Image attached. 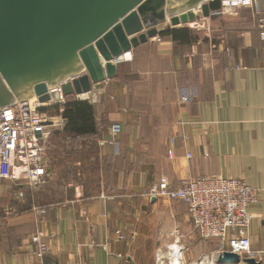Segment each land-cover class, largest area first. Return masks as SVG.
I'll return each instance as SVG.
<instances>
[{
  "label": "crops",
  "instance_id": "crops-1",
  "mask_svg": "<svg viewBox=\"0 0 264 264\" xmlns=\"http://www.w3.org/2000/svg\"><path fill=\"white\" fill-rule=\"evenodd\" d=\"M258 19L246 8L226 17L198 14L194 23L140 44L117 65L115 78L81 97L94 109L92 156L54 154L55 143L70 148L63 118L62 131L45 137L47 177L59 173L60 196L40 199L54 195L48 179L33 187L0 179V264H215L222 242L202 240L182 202L149 191L162 181L172 189L181 180L219 175L258 191L248 207L249 240L251 258L264 264ZM177 30L185 33L179 40L171 35ZM113 127L116 141L100 146ZM37 234L47 245L43 257L34 253Z\"/></svg>",
  "mask_w": 264,
  "mask_h": 264
},
{
  "label": "water",
  "instance_id": "water-1",
  "mask_svg": "<svg viewBox=\"0 0 264 264\" xmlns=\"http://www.w3.org/2000/svg\"><path fill=\"white\" fill-rule=\"evenodd\" d=\"M221 0H0V109L37 98L88 100L125 54L164 31L208 18ZM264 12V0H256ZM165 26V28H162ZM88 96V99H82ZM51 117L43 133L62 131ZM215 264H260L228 251Z\"/></svg>",
  "mask_w": 264,
  "mask_h": 264
},
{
  "label": "built area",
  "instance_id": "built-area-1",
  "mask_svg": "<svg viewBox=\"0 0 264 264\" xmlns=\"http://www.w3.org/2000/svg\"><path fill=\"white\" fill-rule=\"evenodd\" d=\"M255 5L256 0H221L220 8L211 12L208 18L226 17L245 8L250 9L259 18L257 25L260 38L264 40V17ZM50 108H53L50 103L42 104L37 98H32L0 109V179L12 182L24 179L28 187L45 181L49 174L43 157L47 146L45 137L49 133H43V129L53 117ZM118 132V128L113 127L109 137L99 139L98 144H113ZM168 155H172L171 150ZM176 186L171 189L162 181L150 189L149 196L182 202L192 228L200 238L222 242L219 254L228 251L238 254L240 258L253 256L250 252L249 227L254 215L248 212V207L257 201V190L250 188L242 179L232 180L220 175L181 180ZM32 241L35 244L34 253L43 257L47 245L42 235L37 234Z\"/></svg>",
  "mask_w": 264,
  "mask_h": 264
},
{
  "label": "trees",
  "instance_id": "trees-1",
  "mask_svg": "<svg viewBox=\"0 0 264 264\" xmlns=\"http://www.w3.org/2000/svg\"><path fill=\"white\" fill-rule=\"evenodd\" d=\"M171 35L176 39L179 40L181 37L185 35L184 30L183 31H172ZM62 118L65 120V128L62 132L66 136L71 138L68 142L70 143V148L68 151L64 150V154L69 155L70 157L77 158L79 160L85 159L84 156H92V154L95 151V147L93 142L91 141V138L94 134H96V125L94 121V109L91 105H89L86 101H74V102H67L64 104V111L62 113ZM59 134V133H55ZM79 138H76V137ZM60 140V139H59ZM66 141V140H65ZM80 142L84 143L87 142V145L85 147H82V149L79 148ZM60 144V143H59ZM63 145L61 144V147ZM56 156L59 155L58 152L54 153ZM72 158V159H73ZM29 189V188H27ZM48 191H51V189H47ZM29 191V190H28ZM47 191V192H48ZM29 193H27L28 195ZM47 195L40 196L41 198H44ZM49 196V195H48ZM53 199H47L43 201L51 202Z\"/></svg>",
  "mask_w": 264,
  "mask_h": 264
},
{
  "label": "rangeland",
  "instance_id": "rangeland-1",
  "mask_svg": "<svg viewBox=\"0 0 264 264\" xmlns=\"http://www.w3.org/2000/svg\"><path fill=\"white\" fill-rule=\"evenodd\" d=\"M80 98H78L77 96H73V97H67L65 98L60 104L59 106H56V107H53V108H50V113L53 115H57V116H60L62 114V112L64 111V104H66L67 102H74V101H77L79 100ZM80 101V100H79ZM55 145L57 147H59V149H55L54 151L58 152V154L60 155L61 153H64V151L62 150V147H61V143L58 144V143H55ZM53 152V151H52ZM48 157V156H47ZM63 157V156H62ZM59 173H57V171H54L53 172V175L51 177H49L50 179H48V177L45 178V181L48 179V182L49 183H52L51 186H48L51 191L50 192H53L54 195H51V194H47L44 198H42V201H45L47 199H55L56 197H59L60 196V192H61V189L63 188L62 186V183L59 182V176L58 175ZM45 184V182H43ZM42 183V184H43ZM41 185V184H40ZM49 195V196H48ZM55 195H57L55 197Z\"/></svg>",
  "mask_w": 264,
  "mask_h": 264
},
{
  "label": "bare ground",
  "instance_id": "bare-ground-1",
  "mask_svg": "<svg viewBox=\"0 0 264 264\" xmlns=\"http://www.w3.org/2000/svg\"><path fill=\"white\" fill-rule=\"evenodd\" d=\"M197 14H201V12H198ZM202 15V14H201ZM203 17V16H202ZM129 54H125L122 58H121V60L122 59H129V58H127V56H128ZM82 97H87V96H82ZM160 261V260H159ZM211 262V261H210ZM175 263V262H174Z\"/></svg>",
  "mask_w": 264,
  "mask_h": 264
}]
</instances>
